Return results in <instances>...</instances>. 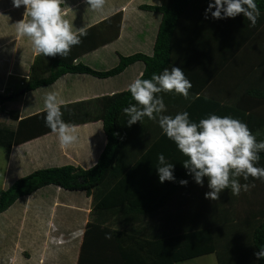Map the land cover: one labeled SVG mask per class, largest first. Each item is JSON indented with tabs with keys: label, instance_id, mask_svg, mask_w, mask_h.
I'll use <instances>...</instances> for the list:
<instances>
[{
	"label": "trees",
	"instance_id": "16d2710c",
	"mask_svg": "<svg viewBox=\"0 0 264 264\" xmlns=\"http://www.w3.org/2000/svg\"><path fill=\"white\" fill-rule=\"evenodd\" d=\"M208 3L209 0H161L158 7L143 5L141 10L160 15L153 55L120 56L119 64L108 71L75 63L119 37L122 15L117 14L85 30L81 43L73 46L67 57L38 55L23 93L51 87L65 75L109 79L141 63L143 74L139 78L151 79L153 73L159 75L164 68L170 70L175 66L184 71L192 84L189 99L174 94L177 103L173 108L176 106L177 112L187 111L193 122L210 114L231 116L244 122L254 134L260 133L257 140H264V114L258 112L264 106V43L252 45L258 32L264 29V0H256L261 15L255 27L250 26L243 14L224 19H214L209 14L206 18ZM244 51L256 59V66L249 68L241 79L234 77L228 89L221 92L217 80L237 75ZM214 83L218 94H224L222 99L205 96V91ZM235 92L242 94L239 100L228 102ZM14 98L15 94H0V111ZM164 102L169 107V102ZM135 103L126 90L62 106V119L66 123L76 126L101 121L107 146L91 168L73 165L41 168L16 178L0 190V214L44 188H60L92 197L93 220L83 235L78 264H180L212 254H216L218 264H235L240 254L229 241L236 227L243 241L244 264H264V258L258 259L255 255L264 246V207H251L244 215L233 216L230 210L222 208L224 202L233 205L236 201L238 195H233L230 189L223 190L218 200L206 198L207 177L203 186L195 183L183 167L187 157L162 131L146 134L126 129L128 117L123 109ZM4 112L18 125L15 129L0 123V147H19L53 133L45 125V111L22 120L18 112ZM135 147L141 151H126ZM160 153L174 164V182L159 181L156 167ZM259 155L255 166L264 167V152ZM238 179L241 185L252 188L251 191L262 185L252 177L247 181ZM181 180L188 183L181 185ZM246 191L242 188L239 194ZM249 201L250 205H256ZM201 202L204 209L200 214L192 211ZM171 206H175L176 215L166 214ZM149 227H153L151 232ZM143 230L148 233L143 234ZM221 234L222 238L227 237L223 242Z\"/></svg>",
	"mask_w": 264,
	"mask_h": 264
},
{
	"label": "crops",
	"instance_id": "0c3cea01",
	"mask_svg": "<svg viewBox=\"0 0 264 264\" xmlns=\"http://www.w3.org/2000/svg\"><path fill=\"white\" fill-rule=\"evenodd\" d=\"M143 5L158 7L161 0H105L104 9L100 11L88 8L86 0H63L61 8L64 19L73 25L74 32L85 31L117 14L122 15L119 37L85 54L75 63L86 64L98 71H108L119 64L120 56L127 57L137 53L153 55L160 15L141 10ZM25 11L24 6L14 7L12 0H0V94H15L13 101L6 103L0 111V115H3L0 116V123L3 125L15 129L18 125V122H11L4 111L18 112L20 120L45 111L44 98L49 92H58L59 99L64 102L62 106H65L121 93L128 90L130 83L142 76L143 65L138 63L117 77L97 79L86 75H65L51 87L24 94L23 88L30 78L31 66L38 56L30 40L17 35L16 23L24 19ZM152 14L156 15L155 22L149 20L145 27H141L146 19L153 17ZM161 94L163 100L169 102V107L164 102L167 111L162 114L174 116L179 113L176 106L173 108V104L177 103L174 100L176 96L172 93ZM126 126L129 132H161L158 119L153 121L147 117L141 122ZM75 127L79 139L66 148L61 147L56 133H50L19 147H0V157L1 153H6V158L0 160V190L5 189L16 178L41 168L66 165L84 169L93 167L107 146L103 123L98 121ZM130 149L126 151H141L136 147L135 150ZM63 192L65 191L60 188H44L27 197L21 209L16 206L22 199L0 214L1 226L8 232L0 233V242L9 241L4 250L0 251V264H78L83 235L87 224L93 220L92 197L86 195L82 200L80 196L76 200L71 196L62 200ZM19 211L22 212L21 218ZM173 214L176 215L174 211L171 215ZM36 216L42 217L40 221L36 220ZM136 228L141 232L139 226ZM152 230L153 227L150 232ZM145 233L148 232L143 230V234ZM6 234L8 235L5 237ZM23 238L25 239L22 242ZM59 241L65 243L58 244ZM25 248L36 254L37 261H27L23 257Z\"/></svg>",
	"mask_w": 264,
	"mask_h": 264
},
{
	"label": "clouds",
	"instance_id": "9594fccd",
	"mask_svg": "<svg viewBox=\"0 0 264 264\" xmlns=\"http://www.w3.org/2000/svg\"><path fill=\"white\" fill-rule=\"evenodd\" d=\"M62 3L63 0H12L14 7L26 9L24 19L16 23L17 35L27 37L37 55L67 57L86 35L83 30L73 31V25L64 19ZM86 3L94 11L103 10L105 6V0H86ZM209 14L214 19L243 14L252 27L261 15L256 0H209L205 17ZM191 87L184 71L175 66L170 70L164 68L159 75L153 73L151 79H135L128 90L136 103L123 109L128 117L127 125L141 122L145 117L158 119L162 134L187 157L183 162L187 174L200 186L207 177L210 191L205 194L206 198L218 200L225 189H230L233 195H239L242 188L246 191L249 186L240 184L238 178L241 177L245 181L252 177L264 182V167L255 166L260 160L259 153L264 152V140H257L260 133L254 134L244 122L215 114L193 122L187 111L174 116L162 114L167 109L161 93L178 94L187 100ZM63 103L58 92H49L44 98V121L51 132L57 134L61 147L66 148L76 143L79 136L77 128L62 119ZM157 161L159 181L174 182V164L163 153L158 155ZM187 183V180L180 181L181 185ZM255 255L258 259L264 258V246Z\"/></svg>",
	"mask_w": 264,
	"mask_h": 264
},
{
	"label": "rangeland",
	"instance_id": "374dc122",
	"mask_svg": "<svg viewBox=\"0 0 264 264\" xmlns=\"http://www.w3.org/2000/svg\"><path fill=\"white\" fill-rule=\"evenodd\" d=\"M152 16L153 17L151 19H146L145 22H144V24H142L141 27H145V24H147L149 20L155 22L156 15L152 14ZM202 25H203V22H202ZM263 43H264V29H262L260 32H258V35H257L254 43H252V45L253 46H257V45H259V44L261 45ZM250 49H251V47L247 48V51L250 52ZM238 65H239V67L236 70L237 71V75L236 74L232 75L230 77V79L220 78L219 77L220 81H219V79L217 80V85H220V91L221 92H222V90L228 89L227 86L230 85V83H232L234 81L233 80L234 77L236 79H238V77L241 79L249 68H253L254 66H256V59H253L250 56V53H246L244 51L242 53V55H241V61L238 63ZM229 70H231V67H230ZM256 75H257V73H255L254 77ZM218 93H219V91L217 90L216 83H214V85L211 86L209 90H206L205 91V96L207 98L209 97L210 99H218V100L219 99H222V97H224V94H220L219 95ZM241 95H242L241 93L235 92L233 96H230V100L228 102H234V101L239 100V97ZM258 112L264 114V106H262L261 108H259L258 109ZM4 114L8 116V113H5L4 112ZM0 116H3V115H0ZM5 118H7V117L5 116ZM7 120L10 121L9 118H7ZM11 122H13V121H11ZM1 152H4V150H1ZM5 154H6L5 152L4 153H1L0 160H4V158H6L5 157ZM0 167H2V164L0 165ZM1 170H2V168H0V171ZM24 173H25V171H24ZM251 190H252V188L248 189L244 194H239L237 196V198H236V201L233 203V205L232 204L230 205V204L224 202V205L225 206L222 205V208H225V209L230 210L234 214L233 216H236L238 213L244 215L245 214V211H247V209H249L251 207H253V208H256V207H259V206L260 207H264V203H263V201H264V182H262V185L260 184L259 189H257L256 191H254V190L251 191ZM209 191H210V189L207 187L206 188V192H209ZM63 194H64V196H62V198H61L62 200H66V197H71V196H74L76 200L79 199L80 196H81L82 200H84L86 198V195L85 194H82V193H75V192H68V193H66V191H65V192H63ZM76 194L79 195V196H77ZM71 200L74 201L75 204L77 203L72 198H71ZM249 200H251L254 203H256V205H254V204L250 205L249 204V202H250ZM25 202H26V199H22L21 202L16 207L19 208V209H21L23 207V205L25 204ZM172 206L169 209H166L165 212H166L167 215L170 212H172V211H176V209H175V206L176 205L173 208H172ZM229 207H230V209H229ZM184 209H185V207H184ZM194 209L195 210H192V211H196L197 214H200V212L204 209V204L202 202L201 203H198L197 205L194 206ZM256 209H258V208H256ZM18 213H20L19 215H20V218H21V213L22 212L19 211ZM72 215H73V217L75 216V214H72ZM41 218L42 217H40V216H36V220H38V221H40ZM23 219H24V217H23ZM234 220H235V217H234ZM237 223H238V221H237V218H236V224ZM3 231L5 232L3 226H1V222H0V233L3 232ZM5 233H8V232H5ZM2 235H4V233H2ZM7 235L8 234H6L5 237ZM24 239L25 238L22 239V242L24 241ZM224 239L226 240L227 237L225 236V238H222V234H221L220 235V241L223 242ZM229 242H230V244H232L231 246L234 247V249L238 252V254H240V256H239L240 259L237 258V262H235V264L236 263L237 264H244L246 261L243 258L241 259V257H242V245H243V241H241V239H240V231L238 232V227H236V230H235L232 238H230V241ZM8 243H9V241L8 242L7 241H1L0 242V251H3L4 250V246H7ZM63 243H65V242L64 241L63 242H60V241L58 242V244H63ZM22 254H23V257L25 259H27V261H30L29 259H32L34 261H37L36 254L34 252L31 253V251L30 250H26V248L23 250V253ZM253 259H254V261L257 260L255 257H253ZM180 264H218V260H217L216 254H212V255L200 257V258H197V259L188 261V262L180 263Z\"/></svg>",
	"mask_w": 264,
	"mask_h": 264
}]
</instances>
